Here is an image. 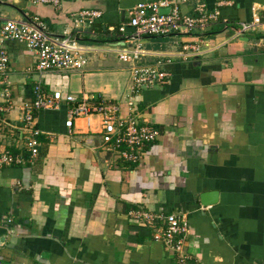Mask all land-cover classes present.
<instances>
[{
  "label": "crops",
  "instance_id": "1",
  "mask_svg": "<svg viewBox=\"0 0 264 264\" xmlns=\"http://www.w3.org/2000/svg\"><path fill=\"white\" fill-rule=\"evenodd\" d=\"M59 1L0 0V25L38 16L52 34L70 29L80 10L101 12L77 36L87 59L78 71L38 73L23 42L4 41L0 144L28 157L21 116L36 82L76 102L118 103L122 116L159 134L129 162L103 149L96 116L68 128L72 104L40 110L37 156L0 169V264H179L152 227L130 215L136 209L186 214L189 264H264V0H186L183 12L195 16L204 2L218 20L191 34L142 36L129 26L117 33L140 0ZM253 13L260 22L238 34ZM137 43V63L160 61L169 75L138 92L129 109L130 63L117 50ZM191 44L197 54L183 50Z\"/></svg>",
  "mask_w": 264,
  "mask_h": 264
},
{
  "label": "built area",
  "instance_id": "2",
  "mask_svg": "<svg viewBox=\"0 0 264 264\" xmlns=\"http://www.w3.org/2000/svg\"><path fill=\"white\" fill-rule=\"evenodd\" d=\"M43 3L58 5L59 0H39ZM186 0H140L128 10V21L117 27V33L124 34L127 26L134 27L133 36L163 35L169 33L191 34L192 31H204L211 20H218L219 10L207 11L204 2L194 7L197 15H189L181 10ZM168 8L167 12H160ZM256 12V9H254ZM99 10H80L74 13L73 26L61 34L47 31L46 24L38 16L28 20L4 19L0 25V47L6 40L23 42L34 55L33 69L38 73L52 71H78L86 64L87 59L77 36L90 32L94 20L99 17ZM260 22L257 13H253L251 21H240L237 33L246 32ZM110 30H116L110 27ZM189 49V50H188ZM183 50L197 54L199 48L195 44L184 45ZM144 51L137 43L133 47L118 48L117 56L123 62L130 63V86L127 105L133 109L135 96L143 88L156 83H164L169 73L161 69V62L154 64H138ZM8 56L0 49V73L6 80ZM4 96L9 92L5 88ZM94 98V97H93ZM83 97L76 102L74 94L62 95L59 90L45 91L40 82L32 87V100L24 103L22 113L23 128L26 131L25 146L28 157L22 153H14L0 144V169L4 166L21 164L33 159L39 153L41 130L37 125L38 113L42 109H58L61 102L72 104L67 110L65 125L70 128L76 118H84L90 125L91 118L99 119L103 149L114 153L117 157L129 162H136L145 153L146 143L156 139L159 130L147 122H140L131 115L122 116L119 104L104 99L89 101ZM94 118V117H93ZM130 215L142 220L152 227V238L161 242L175 256L179 264H189L191 256L185 249V238L189 232L187 216L182 211L169 213L154 212L146 209L130 211Z\"/></svg>",
  "mask_w": 264,
  "mask_h": 264
},
{
  "label": "water",
  "instance_id": "3",
  "mask_svg": "<svg viewBox=\"0 0 264 264\" xmlns=\"http://www.w3.org/2000/svg\"><path fill=\"white\" fill-rule=\"evenodd\" d=\"M168 11V8H161L160 9V12H167ZM131 31H133L134 30V27H132V26H129L128 27ZM202 196H201V201H202V203L204 204V205H206L207 204V202H204V200H202ZM208 203H211V202H208Z\"/></svg>",
  "mask_w": 264,
  "mask_h": 264
}]
</instances>
